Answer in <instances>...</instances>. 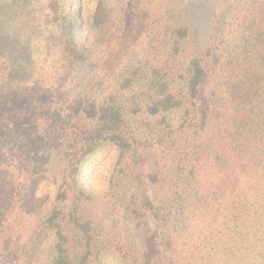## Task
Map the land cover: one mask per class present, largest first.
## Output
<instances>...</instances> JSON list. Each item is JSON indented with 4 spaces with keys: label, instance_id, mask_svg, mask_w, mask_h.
<instances>
[{
    "label": "trees",
    "instance_id": "16d2710c",
    "mask_svg": "<svg viewBox=\"0 0 264 264\" xmlns=\"http://www.w3.org/2000/svg\"><path fill=\"white\" fill-rule=\"evenodd\" d=\"M189 3L0 2L27 51L0 58L1 125L24 131L0 143V264H264V0L228 2L207 38Z\"/></svg>",
    "mask_w": 264,
    "mask_h": 264
},
{
    "label": "rangeland",
    "instance_id": "374dc122",
    "mask_svg": "<svg viewBox=\"0 0 264 264\" xmlns=\"http://www.w3.org/2000/svg\"><path fill=\"white\" fill-rule=\"evenodd\" d=\"M2 0H0L1 2ZM189 11L190 13L194 12L196 14L195 21L197 26H199V29L203 32L204 35H206V32L209 29V25L211 24V21L214 20V16H216L223 6H225L228 2H232L233 0H209L212 5V7H206L205 3L207 0H189ZM201 2L203 5L201 6ZM210 9V10H209ZM2 18L0 19V58L1 56H6V54H10L9 50L11 49H21L22 50V57L27 55V51L25 50V47L21 46V42H24V37L17 35H14V32L17 29V26L13 25L12 22H10L8 19L4 18V13L1 14ZM16 19V18H15ZM17 21V19H16ZM208 25V28H207ZM207 38V35H206ZM2 59V58H1ZM19 73L16 72L15 75H18ZM6 102H9L8 95L6 92V89L3 88L0 85V120L1 114L4 113L3 111L6 109ZM207 105V106H206ZM203 108L209 111V118L213 120L214 122H221L222 117L225 115V109L222 100L217 96H212L208 103L203 105ZM3 121H0V143L4 140H14V137L16 138H24V131L18 129V131H14L13 138L9 136L10 131L9 129H5L3 125H1ZM12 132V131H11ZM36 137H39V134L37 132H34L32 135V141L37 142ZM11 138V140H10ZM45 146L44 142L41 140L38 143V149H43ZM47 159L46 161L53 162V156L52 155H46ZM153 158V157H152ZM157 159L160 160V157L157 156ZM110 157L108 156V153L105 151H99L97 154L92 156L91 160L87 164V167H85L83 171V182L84 184L89 188L92 189L94 193H98V200H101V197L104 195V190L106 186L102 185V178L107 173V169L109 167ZM154 160V158H153ZM161 161V160H160ZM149 162H152L149 160ZM162 163V161H161ZM50 166V165H49ZM51 167H49L47 170V174L49 175ZM13 191L12 187H9L7 191H3L0 194V200H5L6 203H8V199L10 197L9 192ZM97 200V201H98ZM97 201L94 203H91L89 206L90 212L94 217H102V214L104 212V206L98 205ZM102 203V200H101ZM116 259L113 258H107L104 259L103 263L101 264H118Z\"/></svg>",
    "mask_w": 264,
    "mask_h": 264
}]
</instances>
